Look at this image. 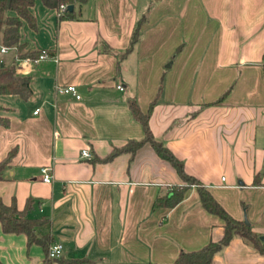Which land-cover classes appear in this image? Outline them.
Here are the masks:
<instances>
[{
	"label": "crops",
	"instance_id": "crops-1",
	"mask_svg": "<svg viewBox=\"0 0 264 264\" xmlns=\"http://www.w3.org/2000/svg\"><path fill=\"white\" fill-rule=\"evenodd\" d=\"M74 10L79 19L60 21L57 9L35 1L37 26L24 23L21 42L51 59L34 65L5 55L31 77L33 95L0 96L8 120L0 163L16 150L0 197L20 210L32 199L30 217L48 220L41 233L63 245V256L48 259L0 224V264H171L222 239L224 222L203 207L196 186L174 208L155 207L186 184L150 145L112 157L145 137L131 100L147 113L158 99L154 136L231 216L264 236V0H87ZM143 17L140 40L125 54ZM68 85L81 99L57 92ZM212 264H264V253L236 237Z\"/></svg>",
	"mask_w": 264,
	"mask_h": 264
},
{
	"label": "trees",
	"instance_id": "trees-1",
	"mask_svg": "<svg viewBox=\"0 0 264 264\" xmlns=\"http://www.w3.org/2000/svg\"><path fill=\"white\" fill-rule=\"evenodd\" d=\"M35 1L0 0V45L15 48V58L19 60L34 59L41 53V51L26 50V46L21 42L23 24L27 23L31 28H36L37 26L32 11ZM42 2L46 7L59 11L60 21H73L79 19V15L77 11L70 10L69 7L82 6L87 3V0H42ZM62 4L66 6V9L61 12L60 6ZM145 20L146 17H143L137 24L132 34L130 46L125 54L132 51L134 46L139 42ZM32 95L31 77L19 73L15 63H7L4 60V56H0V96H18L20 99L28 101ZM226 95L223 96V99ZM157 100H154L150 104L147 113L141 110L136 100L128 102L134 119L143 127L145 137L141 141L130 140L121 149H116L112 157L120 153L134 155L144 145H150L161 160L172 165L179 177L186 184L184 188L175 186L169 193L160 195L155 202V207L174 208L184 199L188 188L196 186L203 207L224 222V235L220 241H211L208 245L197 251H182L171 264H212L214 257L223 251L236 237L243 239L249 246L264 253V244L260 240L261 236L253 230L252 225L246 223L245 219L237 220L231 216L205 186L196 178L186 173L184 162L177 158L162 141L154 136L150 126V119L157 105ZM217 103H220V101ZM0 124L8 126V120L0 117ZM15 154L16 150H13L0 163V181L4 180V172ZM33 208L34 201L32 199H29L25 208L20 210L15 199L10 205H7L0 197V224L5 234H24L28 239L29 245L37 244L43 247L47 258L50 259L49 246L54 244L53 238L50 234L41 233V230L48 224V220L30 217Z\"/></svg>",
	"mask_w": 264,
	"mask_h": 264
},
{
	"label": "built area",
	"instance_id": "built-area-1",
	"mask_svg": "<svg viewBox=\"0 0 264 264\" xmlns=\"http://www.w3.org/2000/svg\"><path fill=\"white\" fill-rule=\"evenodd\" d=\"M65 9H66V6L64 4H62L60 6V11L62 12ZM15 50H16L15 48H10V47L0 45V56H5L8 53L15 51ZM49 59H51V54L48 51H41V53L39 54V56L37 58H34V59L27 58V59H22V60L16 59V60L19 62H25V63H31L34 65H38L41 62L49 60ZM118 89L123 90V87L118 86ZM57 92L61 93V94H72L73 96L76 97V99H78V100L81 99V96L78 94V90H77L76 86H74V85H68V86H63V87L59 86V87H57ZM39 111H40V109L35 110L34 114H38ZM82 155L85 158H91L90 149L84 150L82 152ZM52 171L53 170L50 167H45V168L41 169L43 182L49 183V184L52 182V180H53ZM223 180H225V178H223ZM56 244H60V243H54L53 245H56ZM63 252H64V248H63ZM62 256L63 255L56 256V257H50L49 256V258L52 260H56V259H61Z\"/></svg>",
	"mask_w": 264,
	"mask_h": 264
},
{
	"label": "clouds",
	"instance_id": "clouds-1",
	"mask_svg": "<svg viewBox=\"0 0 264 264\" xmlns=\"http://www.w3.org/2000/svg\"><path fill=\"white\" fill-rule=\"evenodd\" d=\"M63 255V245L62 244H56L49 246V256L50 257H56Z\"/></svg>",
	"mask_w": 264,
	"mask_h": 264
},
{
	"label": "water",
	"instance_id": "water-1",
	"mask_svg": "<svg viewBox=\"0 0 264 264\" xmlns=\"http://www.w3.org/2000/svg\"><path fill=\"white\" fill-rule=\"evenodd\" d=\"M69 9H70V10H74V6H70ZM245 221H246V223H249V221L247 220V218H245ZM260 240L264 243V236H262V237L260 238Z\"/></svg>",
	"mask_w": 264,
	"mask_h": 264
},
{
	"label": "rangeland",
	"instance_id": "rangeland-1",
	"mask_svg": "<svg viewBox=\"0 0 264 264\" xmlns=\"http://www.w3.org/2000/svg\"><path fill=\"white\" fill-rule=\"evenodd\" d=\"M13 54V52L12 53H10L9 55H12ZM9 55L7 56V57H9Z\"/></svg>",
	"mask_w": 264,
	"mask_h": 264
}]
</instances>
